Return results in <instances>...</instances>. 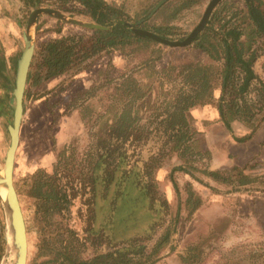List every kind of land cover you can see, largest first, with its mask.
Returning <instances> with one entry per match:
<instances>
[{"label": "rangeland", "instance_id": "374dc122", "mask_svg": "<svg viewBox=\"0 0 264 264\" xmlns=\"http://www.w3.org/2000/svg\"><path fill=\"white\" fill-rule=\"evenodd\" d=\"M106 1L122 5L128 22L138 23L146 19L139 27L155 33L162 28L169 33L170 39H184L200 22L211 0H168L149 18L148 15L162 0ZM261 1L264 9V0ZM246 4L245 0L220 1L209 20H212L214 32L221 31V25L234 14L237 16L233 17L232 23H241L247 29L249 22L243 21L247 12ZM38 5L72 13L81 20L93 21L84 13L85 7L79 0H40ZM32 7L33 0H0V173L3 172L11 145L9 126L14 120L16 69L25 48L24 32ZM35 28V53L31 65L34 75L27 85L26 107L14 167V184L28 232L27 264H79L77 261L94 259L98 253L111 246L102 239L93 242L85 234L91 222L84 217L86 208L83 199H79V193L84 190L80 179L94 173L96 143L106 134L107 127L116 121V116L122 112L128 100L132 117H138L136 123L146 125L145 129H155L158 117L154 119L152 116L161 114L165 109V101L177 95L183 85L182 77L177 76L178 70L175 73L159 72L151 77L136 73L147 95L133 101L117 92L115 86L119 75L140 65L144 55H137L130 61L120 49L112 45L93 55L92 30L49 14H41ZM215 33L210 31L209 39L216 43ZM69 35L84 36V42L73 55V62L60 69L51 67L47 61L50 60L52 64L56 59L51 57L47 48L54 40ZM242 39L248 41L249 38L246 34ZM193 43L186 47L160 44L163 54L157 61L158 68L197 59L210 62L218 68L223 65V61H212ZM252 45L257 52L253 69L258 79L253 82L246 96L254 100L260 95L258 88L264 85V35L256 37ZM111 65L113 77L110 78L115 77V80L110 83L106 71ZM221 94L219 86L214 91L211 103L197 105L187 111V119L197 131L190 142V149L182 154L170 151L156 172L158 193L166 200L163 226L150 237L148 233L144 237L136 235L144 233L148 221L154 217L147 214V222L134 224L139 217L135 216L136 220L128 227L127 235L129 240H138V243L145 245L144 249L134 251L132 257L127 255L123 259L121 256H106L103 257L104 262L264 264V160H254L240 166L237 162L233 163V155L225 154L224 148L233 149L234 143L225 142L224 145L218 132L212 131L215 121L212 119L217 117L221 121L217 108ZM253 123L235 120L232 122V131L226 129L236 140L237 137H244L242 135L245 133V136L249 135V131L260 124L259 128L264 121L255 125ZM140 132L147 135L144 129ZM205 132L213 137L212 145L216 149L213 164ZM149 138L150 145H163V137L159 134L150 133ZM207 169L222 171L221 178L206 174ZM239 169L256 178V182L238 186V179L242 177ZM224 176L232 181L223 180ZM39 181H47L51 188L62 193L67 190L69 196L60 201L58 211L54 210L52 214L45 212L44 204L34 196ZM190 191H194L195 197L197 195L201 199L197 209H193L195 198L190 202ZM103 218L100 216V220ZM7 219L8 214L0 196V264H10L11 261ZM166 233H169L168 242L156 251V244ZM124 240L118 236L114 239L115 245L122 244Z\"/></svg>", "mask_w": 264, "mask_h": 264}, {"label": "trees", "instance_id": "16d2710c", "mask_svg": "<svg viewBox=\"0 0 264 264\" xmlns=\"http://www.w3.org/2000/svg\"><path fill=\"white\" fill-rule=\"evenodd\" d=\"M85 7L84 13L88 14L96 23L108 26L107 30H93L94 41L91 45L93 55L107 49L112 45L120 49L128 60L137 58V55H144L140 60V65L134 69H127L126 72L119 75V81L115 90L127 95L133 101L144 98L147 92L141 87L140 81L136 78V73H142L146 77L155 76L159 72H174L178 70L177 76L182 77V86L179 88L177 95L170 100L165 101V109L159 115L160 124H165V130L169 136L174 135V145L170 148L179 154L185 153L190 149L191 140L197 133L190 125L187 119V111L197 105L209 104L214 100V91L217 87H221L222 94L217 102L220 119L232 131V122L235 120H243L247 123H261L264 121V85L262 84L258 90L259 97L256 99H247L246 94L251 89L255 80L258 79L253 69V64L257 58V52L253 48L256 37L264 35V9L261 0H250L247 2V12L243 21L248 20V28L244 29L242 24H233L232 19L237 15L231 16L224 24L221 25V31L214 32L211 27L212 20L208 26L195 39L193 45L199 51H204L212 61H223V65L218 68L210 62H201V60H190L182 64H169L168 67L159 69L157 61L161 59L163 49L161 45L151 39L139 36L132 32L131 28L126 24L128 22L125 16V10L122 5L108 3L106 0H79ZM113 24V27H111ZM230 24V25H229ZM223 30V31H222ZM157 33L164 37H168L169 33L164 29H157ZM210 31L216 34V43L209 39ZM248 36V41L242 39L243 35ZM169 38V37H168ZM84 42L83 35L63 36L54 40L47 51L51 57L55 58V63L51 67L61 68L73 62V55L76 49ZM247 54H249L247 56ZM112 65L107 69L108 77L111 75ZM242 73L244 74L241 78ZM32 76L30 75V78ZM109 80V79H108ZM115 80L110 78V83ZM189 87V88H187ZM125 105L122 112L116 116L114 123L126 122L132 123L131 107ZM85 117V115H84ZM137 116L133 119L136 122ZM115 125V124H114ZM260 125V124H259ZM258 125V126H259ZM257 126V127H258ZM117 135L121 134L127 138L129 131L123 125ZM254 128L255 129H257ZM251 134L236 138L238 141L249 139ZM103 153L109 152L108 142L103 139L100 143ZM210 156V152L207 151ZM253 167V166H252ZM247 168V167H246ZM245 168V169H246ZM253 169V168H252ZM242 177L238 179V186H245L256 182V178L239 169ZM206 174L214 178H221L222 171L207 169ZM225 181H232L229 177H223ZM177 186V184H176ZM64 190L66 188H63ZM66 193V194H65ZM62 193L60 190L51 188L47 181L36 184L34 196L39 198L44 204L45 212L52 214V211L60 209V201L68 198L67 190ZM195 198L194 208L197 209L201 204V199L195 192L190 191V202ZM169 233L164 234L162 239L158 241L155 250L159 251L168 242ZM67 254V253H66ZM70 259L71 256L67 255ZM100 259L79 260V264H108ZM102 258V259H101ZM120 264H128L122 261Z\"/></svg>", "mask_w": 264, "mask_h": 264}, {"label": "flooded vegetation", "instance_id": "af4514ba", "mask_svg": "<svg viewBox=\"0 0 264 264\" xmlns=\"http://www.w3.org/2000/svg\"><path fill=\"white\" fill-rule=\"evenodd\" d=\"M33 75L30 66L23 97L24 103L27 98V85L33 79ZM157 115L159 114L152 117L156 119ZM135 118L136 116H133L132 123L126 122V127L122 122L113 123L107 127L106 134L96 143L97 162L94 164V173L80 179L84 190L77 193H79V199H83V206L86 208L84 217L91 222L85 234L89 235L93 242L102 239L111 245L106 247L107 250L101 251V254L98 253L94 259L114 255L121 256L123 259L127 255L132 257L134 251L144 249L145 245L138 243V240H129L130 237L127 235L128 227L136 220L135 216L139 217L134 224L147 222V214H152L154 217L148 221L144 233L136 235L143 236L146 233H148L147 236L152 235L165 223L166 200L162 194L158 193L156 172L175 143L174 135L169 136L165 128L161 127L160 117L156 119L158 123L152 130L145 129L146 125L133 122ZM119 125H123L124 130L127 128L129 137L125 138L121 134L117 138L122 128L117 127ZM143 129L147 135L140 132ZM150 133L162 136L163 145L160 147L150 145ZM103 139L108 142L105 146L109 147L107 154L103 153L100 144ZM147 145L149 147H146ZM100 216H104L103 220H100ZM118 236L125 240L122 244L115 245L114 239Z\"/></svg>", "mask_w": 264, "mask_h": 264}, {"label": "water", "instance_id": "95a60500", "mask_svg": "<svg viewBox=\"0 0 264 264\" xmlns=\"http://www.w3.org/2000/svg\"><path fill=\"white\" fill-rule=\"evenodd\" d=\"M167 1L168 0H162L150 13V15H148L147 18L152 16L154 12ZM220 1L222 0H211L209 2L200 22L184 39H170L150 30L139 27V25L146 19L138 21V23L127 22L126 24L131 28L133 33L156 41L161 45L169 47H186L191 45L208 26L211 14ZM245 1L249 2L250 0ZM41 14L53 15L59 19L90 30H107L109 28L108 26L96 23L95 21L78 19L74 14L66 13L65 11L60 9L39 6L38 1L33 0L32 11L29 15L26 30L24 32L25 48L22 52V55L18 59L16 69V84L14 89L16 105L14 111V120L13 123L9 126L11 145L6 154L3 173H0V196L8 214L7 243L11 256L10 264H27L29 255L27 225L19 195L14 184V167L16 152L20 141V128L26 105V102L24 103L23 97L29 69L35 51V26L37 23V19Z\"/></svg>", "mask_w": 264, "mask_h": 264}, {"label": "crops", "instance_id": "0c3cea01", "mask_svg": "<svg viewBox=\"0 0 264 264\" xmlns=\"http://www.w3.org/2000/svg\"><path fill=\"white\" fill-rule=\"evenodd\" d=\"M212 120H215L214 123L212 124V127L214 128L212 129V131L218 132L219 137L222 139L223 144L225 142L234 143L232 144V147L235 148L233 149L224 148L225 154L227 156L233 155L232 157L233 163L237 162L238 165L243 166L250 161L264 160V124L261 125L259 128L255 129L249 139H246L244 141H236L232 137L231 132H228L225 124L222 121H220L219 118L214 117ZM248 133L251 134V131H249ZM204 135L206 136L205 138H206V143L208 145V149L212 152L213 159L211 160V163L213 164L214 161L216 160V153H215L216 149H214V146L212 145L213 137H211L209 133L207 134L206 132L204 133ZM245 135L246 133L242 136ZM229 159L231 160L230 157Z\"/></svg>", "mask_w": 264, "mask_h": 264}, {"label": "bare ground", "instance_id": "6f19581e", "mask_svg": "<svg viewBox=\"0 0 264 264\" xmlns=\"http://www.w3.org/2000/svg\"><path fill=\"white\" fill-rule=\"evenodd\" d=\"M4 170V169H3ZM3 173V172H2ZM6 193H7V191H6Z\"/></svg>", "mask_w": 264, "mask_h": 264}]
</instances>
